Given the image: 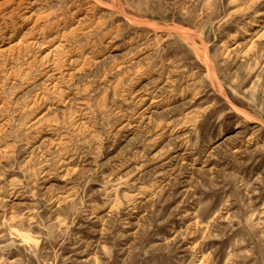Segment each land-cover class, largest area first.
I'll return each instance as SVG.
<instances>
[{
	"label": "rangeland",
	"instance_id": "obj_1",
	"mask_svg": "<svg viewBox=\"0 0 264 264\" xmlns=\"http://www.w3.org/2000/svg\"><path fill=\"white\" fill-rule=\"evenodd\" d=\"M0 264H264V0H0Z\"/></svg>",
	"mask_w": 264,
	"mask_h": 264
}]
</instances>
